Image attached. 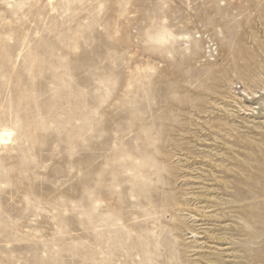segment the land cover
<instances>
[{
	"label": "rangeland",
	"instance_id": "374dc122",
	"mask_svg": "<svg viewBox=\"0 0 264 264\" xmlns=\"http://www.w3.org/2000/svg\"><path fill=\"white\" fill-rule=\"evenodd\" d=\"M0 264H264V0H0Z\"/></svg>",
	"mask_w": 264,
	"mask_h": 264
},
{
	"label": "bare ground",
	"instance_id": "6f19581e",
	"mask_svg": "<svg viewBox=\"0 0 264 264\" xmlns=\"http://www.w3.org/2000/svg\"><path fill=\"white\" fill-rule=\"evenodd\" d=\"M12 136V132L6 129H0V143L6 140H10Z\"/></svg>",
	"mask_w": 264,
	"mask_h": 264
}]
</instances>
